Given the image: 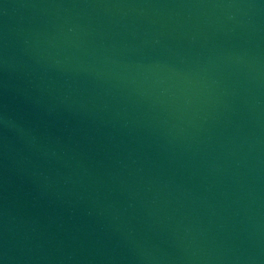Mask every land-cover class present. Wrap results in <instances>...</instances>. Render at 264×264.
<instances>
[{"label": "water", "instance_id": "water-1", "mask_svg": "<svg viewBox=\"0 0 264 264\" xmlns=\"http://www.w3.org/2000/svg\"><path fill=\"white\" fill-rule=\"evenodd\" d=\"M0 264H264V0H0Z\"/></svg>", "mask_w": 264, "mask_h": 264}]
</instances>
